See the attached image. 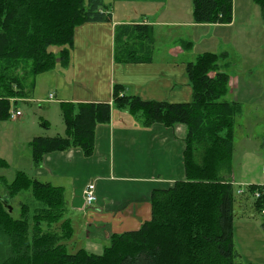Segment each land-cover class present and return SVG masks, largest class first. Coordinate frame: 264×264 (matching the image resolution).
<instances>
[{
  "label": "trees",
  "instance_id": "obj_1",
  "mask_svg": "<svg viewBox=\"0 0 264 264\" xmlns=\"http://www.w3.org/2000/svg\"><path fill=\"white\" fill-rule=\"evenodd\" d=\"M255 2L264 16V0ZM193 3L196 23L230 24L234 19L233 0ZM111 21L112 14L104 0H0V121L10 118L12 99L27 96L25 77L11 68L30 61L29 74L35 77L52 71L56 63L66 67L76 27ZM132 31L152 41L150 26L116 28L122 35ZM144 45L137 51L125 44L117 56L121 62H150L151 54L143 52ZM49 47L60 48L59 60L58 53ZM187 75L192 86L189 103L142 101L122 95L119 86L113 91L115 104L133 114L140 113L147 126L161 123L166 127H187L186 179L172 188L152 192L151 220L137 231L114 234L101 255L85 249L71 252L67 242L73 237L72 228L70 223L61 222L63 188L18 172L15 182L7 186L8 192L15 195L31 190L37 207L23 204L20 218L14 219L7 198L0 197V230L8 241L1 264H239L233 233L238 194L228 176L232 169L235 116L242 109L237 102L225 100L230 76L220 71L218 55H201L188 64ZM60 110L65 135L37 136L31 141L36 166L46 153L74 147L90 156L97 125L111 119L109 103L62 102ZM42 125L49 124L43 121ZM256 191L261 192L257 199ZM247 193L253 198L256 212L262 214L264 189L250 186Z\"/></svg>",
  "mask_w": 264,
  "mask_h": 264
},
{
  "label": "crops",
  "instance_id": "obj_2",
  "mask_svg": "<svg viewBox=\"0 0 264 264\" xmlns=\"http://www.w3.org/2000/svg\"><path fill=\"white\" fill-rule=\"evenodd\" d=\"M104 4L112 14V21L88 22L76 27L69 64L53 71L51 75L56 80L46 89L47 98L40 99V102L48 105L49 112H60L62 102L76 105L109 103L110 122L97 125L95 146L90 156L74 147L46 153L39 166L31 158V164L25 167L30 177L63 188L65 204L61 222L70 223L73 231L72 239L67 242L68 249L71 252L85 249L95 255L104 252L114 234L137 231L151 220V196L154 190L172 188L176 182L186 179V125H145L140 113L133 114L128 108L115 104L114 88L122 87V95L142 101L189 103L192 86L187 66L192 61H189L187 51L193 45L186 39H192L191 32L186 35L185 29L201 26L192 19L175 20L174 15L159 20L163 11L170 9V5L174 7L172 10L175 14L179 13L175 9L178 4L173 0H104ZM118 6L123 11L120 12ZM137 24L152 28V41L144 40L139 45L140 48L146 43L143 52L151 54V61L121 62L117 56L121 50H117L116 28ZM202 25L218 29L226 24ZM171 28L180 30L172 32L174 29ZM163 38H166L167 43L160 48ZM36 77L26 78L27 96L19 100H30L28 86L34 90ZM229 93L234 94V91H229L225 100L236 102L232 98L230 100ZM50 94H54L53 99L49 98ZM22 115L9 119L17 121ZM48 124L44 126L46 129L50 127ZM61 127L65 135L64 120ZM38 136L55 137L48 134ZM242 172L238 180L237 172H232L234 186L238 182L246 187L239 201L240 209L246 208L245 205L253 200L247 188L259 186L261 182L254 177L243 176ZM90 184L95 186L97 201L88 207L84 202V192ZM27 191L32 193L31 190ZM253 204L254 201L248 205L255 210ZM238 254L239 264H263L256 255Z\"/></svg>",
  "mask_w": 264,
  "mask_h": 264
},
{
  "label": "rangeland",
  "instance_id": "obj_3",
  "mask_svg": "<svg viewBox=\"0 0 264 264\" xmlns=\"http://www.w3.org/2000/svg\"><path fill=\"white\" fill-rule=\"evenodd\" d=\"M173 2L178 4L175 9L179 13L175 14L172 10L174 7L170 5V9H165L159 20L168 19L172 15L175 20L176 18L194 20L193 0H173ZM117 9L123 11L119 6ZM233 16L230 25L226 24L218 29L202 24L185 29L186 35L191 32L192 39H186L193 45L187 54L189 61L192 62L203 54L219 56L220 70L228 73L229 91H234V94L229 93V98L236 100L242 109L241 113L235 116L232 168L238 174L237 180L243 171V176L254 177L261 181V184L264 163V16L262 8L255 0H233ZM171 29H174L172 32L176 29L180 30ZM122 33L116 35V41L119 43L117 50H121L125 44H131L132 50H137L144 41L141 35L133 31L127 32L129 34L122 35ZM162 34L165 36L164 32ZM213 39L216 41L212 42ZM166 43V38H163L160 48ZM57 49L52 47L50 51ZM56 55L57 59L61 56L60 53ZM31 64L30 61L19 62L10 71L24 76L25 79H32L33 76L29 74ZM59 66L61 65L56 63L52 71L37 76L34 90L28 86L30 100L12 99L11 112L18 110L23 114L19 120L0 121V197L7 198L14 219L20 218L23 204L29 205L32 209L37 207V201L30 191L25 190L11 195L7 190V186L15 182L18 172L28 174L25 167L31 164L32 158V146L29 141L38 135H64L65 130H61L63 123L61 110L49 112L48 105L40 102V99L47 98L46 89L56 80L51 74ZM213 73L211 76H214ZM50 96L54 98V94ZM50 96L49 98L53 99ZM43 121L49 122L50 127L46 129L41 125ZM1 161H4L6 166L1 165ZM233 171L231 169V174L228 176L231 180ZM235 186L237 194L238 190L246 188L238 182ZM237 196L233 232L236 250L242 255L251 257L256 255L264 264V215L248 205L253 201L252 199L245 205L246 208L240 209L238 205L243 195ZM7 247V236L0 230V264L2 254ZM243 258L247 261L245 256Z\"/></svg>",
  "mask_w": 264,
  "mask_h": 264
},
{
  "label": "built area",
  "instance_id": "obj_4",
  "mask_svg": "<svg viewBox=\"0 0 264 264\" xmlns=\"http://www.w3.org/2000/svg\"><path fill=\"white\" fill-rule=\"evenodd\" d=\"M50 97L53 98V96H50ZM20 116H21V112L18 110L10 113V117L13 119H16ZM262 174H263V180H262V183L259 185V187L264 189V165H263V169H262ZM243 192H244L243 188L238 190V194H242ZM260 195H261L260 191H256L254 193V197L256 199L259 198ZM96 201H97V196H96L95 186L93 184H90L84 192V202H85L86 206L89 207V206H93V204H95ZM262 214L264 215V210H263Z\"/></svg>",
  "mask_w": 264,
  "mask_h": 264
},
{
  "label": "water",
  "instance_id": "obj_5",
  "mask_svg": "<svg viewBox=\"0 0 264 264\" xmlns=\"http://www.w3.org/2000/svg\"><path fill=\"white\" fill-rule=\"evenodd\" d=\"M7 207L9 209V212L11 213L12 212V208L9 205H7Z\"/></svg>",
  "mask_w": 264,
  "mask_h": 264
}]
</instances>
